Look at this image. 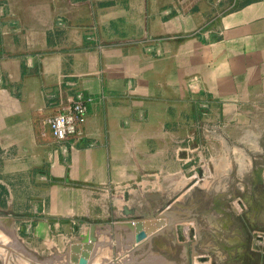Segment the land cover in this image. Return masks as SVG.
<instances>
[{"label":"crops","instance_id":"1","mask_svg":"<svg viewBox=\"0 0 264 264\" xmlns=\"http://www.w3.org/2000/svg\"><path fill=\"white\" fill-rule=\"evenodd\" d=\"M209 6L0 0V264L259 249L264 0ZM78 90L82 132L57 140L45 119Z\"/></svg>","mask_w":264,"mask_h":264},{"label":"built area","instance_id":"2","mask_svg":"<svg viewBox=\"0 0 264 264\" xmlns=\"http://www.w3.org/2000/svg\"><path fill=\"white\" fill-rule=\"evenodd\" d=\"M103 97V94L99 95V98ZM94 100L93 95L78 90L68 105L48 115L45 122L52 136L57 140L79 136L86 119L88 105Z\"/></svg>","mask_w":264,"mask_h":264},{"label":"rangeland","instance_id":"3","mask_svg":"<svg viewBox=\"0 0 264 264\" xmlns=\"http://www.w3.org/2000/svg\"><path fill=\"white\" fill-rule=\"evenodd\" d=\"M34 2L40 0H33ZM248 0H208L209 8L207 11L209 12V17H214L216 15H219L243 2H246ZM102 4H117V3H127L128 0H100ZM258 193H261L262 199L260 206L263 209V213L261 212L262 219L264 218V185H262L261 188H258ZM250 205H247V208H249ZM262 228L261 230L264 231V219L261 222ZM250 240V243H254L259 247L257 251H246L244 253H230L229 255V262H226V264H264V236H252L248 237ZM256 247V246H255Z\"/></svg>","mask_w":264,"mask_h":264},{"label":"water","instance_id":"4","mask_svg":"<svg viewBox=\"0 0 264 264\" xmlns=\"http://www.w3.org/2000/svg\"><path fill=\"white\" fill-rule=\"evenodd\" d=\"M182 10L186 12L187 10L191 9V7L198 1V0H178Z\"/></svg>","mask_w":264,"mask_h":264}]
</instances>
